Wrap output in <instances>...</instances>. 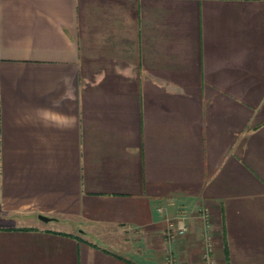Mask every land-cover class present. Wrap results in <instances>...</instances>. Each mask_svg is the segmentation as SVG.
<instances>
[{
	"label": "crops",
	"instance_id": "obj_1",
	"mask_svg": "<svg viewBox=\"0 0 264 264\" xmlns=\"http://www.w3.org/2000/svg\"><path fill=\"white\" fill-rule=\"evenodd\" d=\"M206 232L264 264V0H0V264H207Z\"/></svg>",
	"mask_w": 264,
	"mask_h": 264
},
{
	"label": "built area",
	"instance_id": "obj_2",
	"mask_svg": "<svg viewBox=\"0 0 264 264\" xmlns=\"http://www.w3.org/2000/svg\"><path fill=\"white\" fill-rule=\"evenodd\" d=\"M207 216L208 212L205 211V213H203V217L205 220L209 221ZM169 222L170 227L167 230V235L173 239L177 238L179 234L186 232L189 227L188 221H186L184 214H179L173 219L170 218ZM206 233V238H204L205 249L203 252V258L207 260V264H218L217 259H215L212 255V252L214 251L212 236L209 232Z\"/></svg>",
	"mask_w": 264,
	"mask_h": 264
},
{
	"label": "water",
	"instance_id": "obj_3",
	"mask_svg": "<svg viewBox=\"0 0 264 264\" xmlns=\"http://www.w3.org/2000/svg\"><path fill=\"white\" fill-rule=\"evenodd\" d=\"M40 216L42 217V220L44 221H48V219L53 218V216H51L50 214H42V212L40 213Z\"/></svg>",
	"mask_w": 264,
	"mask_h": 264
}]
</instances>
